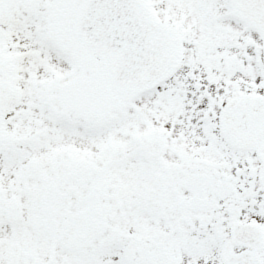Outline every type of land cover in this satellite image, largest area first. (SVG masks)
Returning <instances> with one entry per match:
<instances>
[{"label":"snow or ice","instance_id":"obj_1","mask_svg":"<svg viewBox=\"0 0 264 264\" xmlns=\"http://www.w3.org/2000/svg\"><path fill=\"white\" fill-rule=\"evenodd\" d=\"M0 264H264V0H0Z\"/></svg>","mask_w":264,"mask_h":264}]
</instances>
